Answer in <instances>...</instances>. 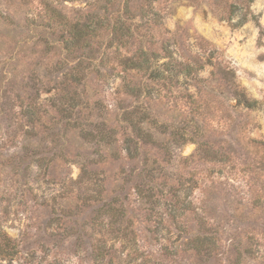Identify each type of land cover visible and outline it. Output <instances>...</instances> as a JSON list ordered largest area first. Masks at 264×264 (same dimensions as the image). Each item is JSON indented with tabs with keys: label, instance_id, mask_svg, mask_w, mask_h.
Listing matches in <instances>:
<instances>
[{
	"label": "rangeland",
	"instance_id": "rangeland-1",
	"mask_svg": "<svg viewBox=\"0 0 264 264\" xmlns=\"http://www.w3.org/2000/svg\"><path fill=\"white\" fill-rule=\"evenodd\" d=\"M0 264H264V0H0Z\"/></svg>",
	"mask_w": 264,
	"mask_h": 264
},
{
	"label": "trees",
	"instance_id": "trees-1",
	"mask_svg": "<svg viewBox=\"0 0 264 264\" xmlns=\"http://www.w3.org/2000/svg\"><path fill=\"white\" fill-rule=\"evenodd\" d=\"M148 59H149V62H150V58H148ZM148 59H147V62H148ZM142 60L143 59L140 56L137 58V62H138L137 63V66H142L141 65L142 64ZM133 64H135V63L133 62ZM147 64H149V63H147ZM70 75H71V79L73 80V82L76 83V82L80 81V78L79 77L75 78V75H73V73H71ZM237 94L240 96V101L241 102H244L249 107H255V106H257L258 101L257 100L250 99L249 97H247L246 94L244 93V91L242 89H239L238 92H237ZM139 133L142 134V132H139ZM140 137H142V136L140 135Z\"/></svg>",
	"mask_w": 264,
	"mask_h": 264
}]
</instances>
